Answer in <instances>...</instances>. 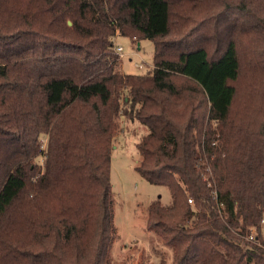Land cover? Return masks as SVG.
<instances>
[{"label": "trees", "instance_id": "obj_1", "mask_svg": "<svg viewBox=\"0 0 264 264\" xmlns=\"http://www.w3.org/2000/svg\"><path fill=\"white\" fill-rule=\"evenodd\" d=\"M117 32L154 42L149 72L118 70ZM122 116L172 264H264V0H0V264H112Z\"/></svg>", "mask_w": 264, "mask_h": 264}, {"label": "rangeland", "instance_id": "obj_2", "mask_svg": "<svg viewBox=\"0 0 264 264\" xmlns=\"http://www.w3.org/2000/svg\"><path fill=\"white\" fill-rule=\"evenodd\" d=\"M218 10L220 8L217 5L215 11ZM223 34L224 32L221 36ZM115 43L124 48V55L119 56L117 65L120 72L143 74L152 69L155 52L152 40L141 39L134 43L129 36L119 35L117 32L114 37ZM244 60L246 62L245 56ZM140 64L142 67L139 66ZM248 77V68L244 66L242 76L236 82L239 89V105H242L247 98ZM174 80L183 89L189 90L196 87L193 81L182 76L176 75ZM121 103L123 105V99ZM120 120L121 130L115 136L111 153V182L115 199L114 221L116 226V237L111 248V263L160 264L163 262L172 264L173 247L166 245L157 232L148 228L149 205L155 200H159L164 206L171 204L170 188L167 185L149 182L136 169L141 159L138 143L148 132V128L135 118L129 119L127 116H122ZM47 142L48 134H45L42 138L45 149ZM38 161L43 166L44 156L39 157ZM188 203L194 210L203 209L202 204L193 200L191 196H188ZM253 228L256 227H252L251 230ZM242 245L245 244L242 243Z\"/></svg>", "mask_w": 264, "mask_h": 264}, {"label": "built area", "instance_id": "obj_3", "mask_svg": "<svg viewBox=\"0 0 264 264\" xmlns=\"http://www.w3.org/2000/svg\"><path fill=\"white\" fill-rule=\"evenodd\" d=\"M114 50L119 56L122 57L124 55V48L121 45H118L115 43L114 44ZM139 66L142 67V64H140ZM190 200H192V199H190ZM246 238H247V240L258 241L256 228H253L251 230V233Z\"/></svg>", "mask_w": 264, "mask_h": 264}, {"label": "water", "instance_id": "obj_4", "mask_svg": "<svg viewBox=\"0 0 264 264\" xmlns=\"http://www.w3.org/2000/svg\"><path fill=\"white\" fill-rule=\"evenodd\" d=\"M72 22L71 21H69V24H71Z\"/></svg>", "mask_w": 264, "mask_h": 264}]
</instances>
